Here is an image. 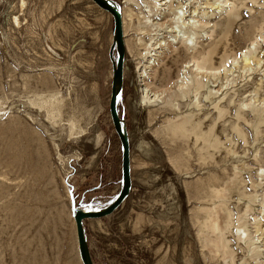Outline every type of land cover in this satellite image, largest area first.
I'll list each match as a JSON object with an SVG mask.
<instances>
[{"label": "rangeland", "instance_id": "obj_1", "mask_svg": "<svg viewBox=\"0 0 264 264\" xmlns=\"http://www.w3.org/2000/svg\"><path fill=\"white\" fill-rule=\"evenodd\" d=\"M108 1L121 13L116 111L131 190L111 214L82 222L93 264H264V0L165 5L166 29L178 34L189 19L198 34L188 44L165 33L144 81L122 0ZM113 33L92 0H0V264H83L73 206L99 212L121 191ZM190 110L201 135L173 130Z\"/></svg>", "mask_w": 264, "mask_h": 264}, {"label": "bare ground", "instance_id": "obj_2", "mask_svg": "<svg viewBox=\"0 0 264 264\" xmlns=\"http://www.w3.org/2000/svg\"><path fill=\"white\" fill-rule=\"evenodd\" d=\"M121 2H122V5H124L121 8V10L123 14H125L124 18H122L123 29H124V32L128 33L127 35H125V37L127 36L125 43L127 45L129 54L133 57V59L135 60L137 59L136 68H137V71H139L138 76L141 81H144L145 78L146 79L149 78L147 76V71H146V68L148 66L147 64H144V63L146 62L150 63V58L148 57L157 55V53L155 52L153 53L152 51L161 48L160 46H158V44H161L163 40L165 41V33L168 34V37H171V36L173 37V34H176V30H174L173 28L166 29L165 27V24H167V22H165V18L169 15V12H165V5L173 6L174 2L173 0H122ZM182 2L184 5V7L183 6L182 7L187 10L188 6L185 0H181V3H178L179 6H181ZM197 3L198 2H196V4ZM130 5H132L134 8L131 9ZM202 8L210 9L207 6H203ZM133 10H135V12H133ZM145 12L148 14V16L143 15V17L141 18L140 14H143ZM203 15H208V12H202L200 18L203 17L204 19H209L208 16H203ZM135 19H136V22L139 21V19H142L143 25L142 23L135 24ZM161 19H163L164 22L159 24L158 21ZM227 22L229 23L230 20H228ZM182 23H183L182 26L177 25L178 34L174 35V37H177V36L179 37V33H182L183 35L187 34L185 35L184 38L181 35V37L185 39V41L192 40L193 36L196 33L198 34L195 21L191 20L189 22V19H187V20H183ZM187 24L188 25L191 24L190 28L187 26ZM193 27L195 28V30ZM186 42L189 44L188 41ZM140 45L144 48H139ZM141 49H145L144 53H139ZM208 53L210 52L208 51ZM208 56L209 55L206 56V59ZM244 60L247 61V57H245ZM196 63L199 67L198 62ZM221 66L222 67L225 66V61H223ZM201 68L210 70L211 74L215 76V72L212 70L211 67L201 66ZM224 69L226 70L227 68L224 67ZM143 85L145 87H142V93L143 94L148 93L149 92L147 89L148 86L145 84ZM199 85H200L199 83H196L191 89L195 93L194 97H197V90H198ZM213 85L214 84H212L211 81H207L206 83V87L209 90H211ZM187 94L188 92L184 91V95L181 96V99H184L187 96ZM145 97L147 96L146 95L142 96L143 99H145ZM201 122L202 120L198 116V114L190 110V111H186V113H182L180 121L172 125L174 126L173 128L174 131H176L177 129L183 132L192 131V133H194L195 136H198V135H201V127H200ZM209 141H212L213 144L216 143L215 142L216 140L214 139L212 135H210ZM223 195H224V192L218 191L216 194V197H219V196L222 197ZM218 243H220L222 246H225V242L223 241V239H219Z\"/></svg>", "mask_w": 264, "mask_h": 264}, {"label": "water", "instance_id": "obj_3", "mask_svg": "<svg viewBox=\"0 0 264 264\" xmlns=\"http://www.w3.org/2000/svg\"><path fill=\"white\" fill-rule=\"evenodd\" d=\"M98 7L109 12L114 19V33H113V46H116L118 52L117 64L113 66V80L112 90L110 96V115L115 127V131L120 138L122 145V188L113 204L99 212H88L81 208H75L74 220L76 226L77 241L79 246V254L83 264H93L89 249L85 240L82 222L88 218H100L111 214L124 199L129 195L131 190L130 178V161H129V144L125 128L121 126V121L116 111V100L123 85V60L125 55V46L123 44V32L121 24V13L116 5L110 3L108 0H92Z\"/></svg>", "mask_w": 264, "mask_h": 264}]
</instances>
